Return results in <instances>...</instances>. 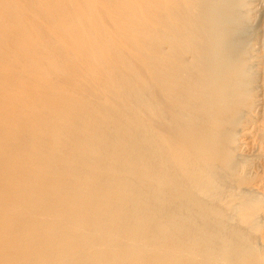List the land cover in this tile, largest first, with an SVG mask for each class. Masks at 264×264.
<instances>
[{
  "label": "bare ground",
  "instance_id": "6f19581e",
  "mask_svg": "<svg viewBox=\"0 0 264 264\" xmlns=\"http://www.w3.org/2000/svg\"><path fill=\"white\" fill-rule=\"evenodd\" d=\"M257 1L0 0V264H264Z\"/></svg>",
  "mask_w": 264,
  "mask_h": 264
},
{
  "label": "rangeland",
  "instance_id": "374dc122",
  "mask_svg": "<svg viewBox=\"0 0 264 264\" xmlns=\"http://www.w3.org/2000/svg\"><path fill=\"white\" fill-rule=\"evenodd\" d=\"M254 1H257V0H252V3H253V4H255ZM260 1H261V0H258V1L256 2V5H254L255 7L253 6L254 9H255V8L258 9V10L260 9V10H259V13H258V10H256V9H255L256 11L253 9L255 12L252 10L256 15H257V14H259V15L262 14L261 12H262V8H263V5H264V0H262L263 3L261 2V3H262V6H261V5H260V6L258 5V4H260ZM257 3H258V4H257ZM257 5H258V7H257ZM261 7H262V8H261ZM259 15H257V19H258V20H259V18H260V17L258 18ZM255 17H256V16H255ZM253 19H254V18L251 19V22H252L251 25H252V26H255V27L257 26L256 28H254V30H257L258 25H259V24H258L259 21H258L257 19H256V20H255V19L253 20ZM257 22H258V23H257ZM254 24H257V25H254ZM258 29H259V33H258V30H257V32L255 31L256 33H255L254 30H253V34H256V37H257V35H258V37H259V34H260V32H261V28H260V26H259ZM261 34H262V32H261ZM261 34H260V35H261ZM260 37H261V36H260ZM257 41H259V40L257 39ZM257 41H256V43H258ZM256 45H257V44H255V47H254V48H257V47H258V46L256 47ZM255 50H256V49H254L253 51L256 53ZM258 74H259V73H258ZM258 89H259V88H258ZM258 89H257V90H258ZM258 92H259V91H258ZM257 110H258V109H257Z\"/></svg>",
  "mask_w": 264,
  "mask_h": 264
}]
</instances>
